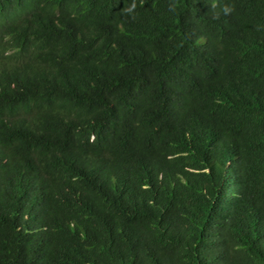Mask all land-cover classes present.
<instances>
[{
	"label": "trees",
	"instance_id": "1",
	"mask_svg": "<svg viewBox=\"0 0 264 264\" xmlns=\"http://www.w3.org/2000/svg\"><path fill=\"white\" fill-rule=\"evenodd\" d=\"M0 264H264V0H0Z\"/></svg>",
	"mask_w": 264,
	"mask_h": 264
}]
</instances>
